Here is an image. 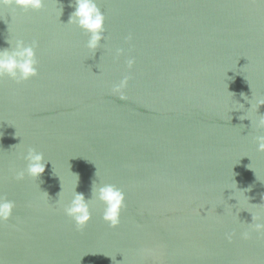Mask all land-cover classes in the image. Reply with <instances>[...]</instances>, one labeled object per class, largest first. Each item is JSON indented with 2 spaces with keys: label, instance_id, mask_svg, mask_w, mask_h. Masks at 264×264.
Returning a JSON list of instances; mask_svg holds the SVG:
<instances>
[{
  "label": "water",
  "instance_id": "water-1",
  "mask_svg": "<svg viewBox=\"0 0 264 264\" xmlns=\"http://www.w3.org/2000/svg\"><path fill=\"white\" fill-rule=\"evenodd\" d=\"M70 2L0 7V48L38 44V75L0 79V264H264V130L240 120L264 99V0H98L95 54ZM29 148L38 180L16 178ZM75 174L86 198L95 179L124 192L118 226L98 201L83 228L64 214Z\"/></svg>",
  "mask_w": 264,
  "mask_h": 264
},
{
  "label": "clouds",
  "instance_id": "clouds-1",
  "mask_svg": "<svg viewBox=\"0 0 264 264\" xmlns=\"http://www.w3.org/2000/svg\"><path fill=\"white\" fill-rule=\"evenodd\" d=\"M45 0H0V7L7 6L9 8H19L25 11H39L44 7ZM70 7L74 10L70 13L67 23L80 28L87 34L86 47L93 53L102 47V41H106V17L103 11L98 6V0H71ZM63 14V8L60 10V17ZM8 47L0 48V79L7 77L16 83L27 81L38 75V61L36 59V41L25 43L22 39L15 42H7ZM123 49H117V54H121ZM135 63L134 59L128 60V65L131 67ZM129 77L125 76L119 83L113 85L112 92L118 94L120 99H124L123 89L127 87ZM243 100L249 105V109L253 108L252 98L241 93ZM239 102V101H238ZM240 103V102H239ZM244 105V103H240ZM264 105V99H258L255 103V109L258 114V119L250 121V127L254 126L258 130H264V114L259 113V108ZM243 116V115H241ZM244 126V125H243ZM257 151L264 152V135L255 137ZM26 161L24 170L16 173L17 179H23L27 176L39 179L45 172L48 161H45L44 155L36 151L34 148H29L26 155L22 157ZM77 184L71 196V199L63 204L64 214L72 219L77 228H83L91 219L92 205L98 201L103 205L102 219L110 226L116 227L120 223V215L125 205L124 192L113 184L97 183L96 179L92 181L90 188V196L85 197L84 193L77 192L76 188L79 182L78 174ZM96 176V173H95ZM61 187V185H60ZM63 191L57 194V196ZM46 192V191H45ZM47 195H49L46 192ZM232 199L236 198L233 196ZM238 203L239 201L236 200ZM250 203V200H249ZM15 203L6 198L0 197V222L8 221L12 217ZM252 216V215H251ZM256 220L252 216V230L256 232H264V223L253 221ZM243 239H249L250 233L243 232ZM230 238V237H229Z\"/></svg>",
  "mask_w": 264,
  "mask_h": 264
}]
</instances>
